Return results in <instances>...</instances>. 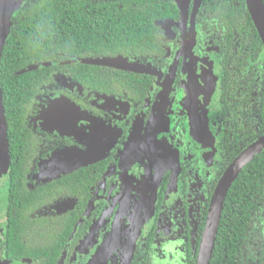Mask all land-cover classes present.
Returning <instances> with one entry per match:
<instances>
[{"label":"flooded vegetation","instance_id":"obj_1","mask_svg":"<svg viewBox=\"0 0 264 264\" xmlns=\"http://www.w3.org/2000/svg\"><path fill=\"white\" fill-rule=\"evenodd\" d=\"M173 1L176 15L154 20L158 45L98 56L137 71L73 56L86 73L77 79L58 69L51 90L35 95L18 126L24 188L10 162L0 171L1 264H196L214 189L231 162L223 166L224 143L249 133L263 74L231 37L237 81L227 84L229 46L215 21L200 19L206 2L190 34L195 0H186L183 19ZM14 183L32 197L17 204L12 224ZM248 230L249 242L264 236V203L249 213Z\"/></svg>","mask_w":264,"mask_h":264},{"label":"trees","instance_id":"obj_2","mask_svg":"<svg viewBox=\"0 0 264 264\" xmlns=\"http://www.w3.org/2000/svg\"><path fill=\"white\" fill-rule=\"evenodd\" d=\"M206 10L199 17L215 21L217 30L228 44L226 57L227 84L235 79L231 68L237 63L227 39L237 38L251 61L260 60L263 74L260 104L244 139L234 136L224 143V165L247 144L264 133V50L247 12L245 0H204ZM173 0H24L14 11L9 33L0 57V87L6 111L11 143L9 162L13 181L24 175L25 143L18 126L35 100V95L51 90L54 73L61 69L79 79L85 74L86 55L140 54L159 44V28L154 20L176 15ZM73 56L83 58L82 63ZM70 60V62H69ZM227 65L225 67H227ZM34 66V68H30ZM250 72L255 77L253 66ZM74 77V78H75ZM22 126V125H20ZM243 131L245 128L240 125ZM233 144V145H231ZM24 188V178L17 182ZM9 216L14 224L17 204H29L27 196L17 191L16 183ZM17 191V192H16ZM29 192V191H26ZM13 198V199H12ZM17 200H20L17 203ZM264 203V150L251 159L232 182L225 198L216 242L209 264H264V236L253 234L249 242L248 217ZM18 210L17 217L22 215ZM21 224L20 220H15ZM14 233L12 228L10 234ZM14 237V236H12ZM7 234L10 251L16 241ZM7 253V252H6ZM10 253V255H11ZM1 255V253H0Z\"/></svg>","mask_w":264,"mask_h":264},{"label":"water","instance_id":"obj_3","mask_svg":"<svg viewBox=\"0 0 264 264\" xmlns=\"http://www.w3.org/2000/svg\"><path fill=\"white\" fill-rule=\"evenodd\" d=\"M24 0H22L23 2ZM181 10V18L185 15L186 0H176ZM200 0L194 1V11L191 14L192 26L190 34L194 31L193 20L195 12ZM22 4V3H21ZM18 0H0V57L3 43L9 33L11 18L14 11L21 5ZM247 11L250 14L251 20L260 38L262 47L264 49V1L263 0H245ZM87 63H95L100 65H110L119 68H130L137 71L139 66L134 63L125 61L120 57H102L97 59L85 60ZM264 150V133L259 135L249 144H247L241 151H239L231 160V162L224 169L220 176L216 187L214 189L204 234V244L196 264H209L211 251L214 245V240L217 235L218 226L221 219L222 210L225 203V198L228 190L239 174L241 169L257 154ZM0 162L4 170H6L9 163V143L6 136V125L4 118V108L2 103V91L0 87ZM1 264V263H0Z\"/></svg>","mask_w":264,"mask_h":264},{"label":"rangeland","instance_id":"obj_4","mask_svg":"<svg viewBox=\"0 0 264 264\" xmlns=\"http://www.w3.org/2000/svg\"><path fill=\"white\" fill-rule=\"evenodd\" d=\"M18 1H19V4L23 3L22 0H18ZM1 167H2V165H1V162H0V171H1ZM1 195H2V197L5 196L4 193L1 194ZM5 202H6L5 200H3V201L1 200L0 201V211H2V212L4 211L3 206L5 205Z\"/></svg>","mask_w":264,"mask_h":264}]
</instances>
